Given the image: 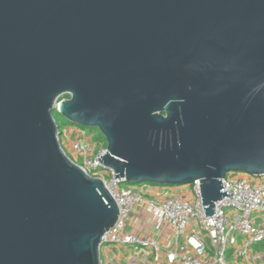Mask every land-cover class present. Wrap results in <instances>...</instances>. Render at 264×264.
I'll return each instance as SVG.
<instances>
[{"label": "water", "instance_id": "water-1", "mask_svg": "<svg viewBox=\"0 0 264 264\" xmlns=\"http://www.w3.org/2000/svg\"><path fill=\"white\" fill-rule=\"evenodd\" d=\"M55 112L215 216L227 174L264 175V0H0V264H101L118 220Z\"/></svg>", "mask_w": 264, "mask_h": 264}, {"label": "built area", "instance_id": "built-area-1", "mask_svg": "<svg viewBox=\"0 0 264 264\" xmlns=\"http://www.w3.org/2000/svg\"><path fill=\"white\" fill-rule=\"evenodd\" d=\"M93 138L77 126L60 131L63 150L90 177L103 181L119 208L118 220L104 236L100 253L108 247H141L153 253L152 261L144 264H228V252L239 240L243 249L235 252L236 258L250 247L264 244V175L227 174L222 185L229 198L216 203L215 216L206 218L199 180L181 186L177 194L164 200L145 201L140 191L153 185L144 184L142 189L115 180V173L99 162L107 153L106 146L97 150ZM185 191H190L192 198ZM139 208L167 225L172 241L166 248L129 232L130 221Z\"/></svg>", "mask_w": 264, "mask_h": 264}, {"label": "crops", "instance_id": "crops-1", "mask_svg": "<svg viewBox=\"0 0 264 264\" xmlns=\"http://www.w3.org/2000/svg\"><path fill=\"white\" fill-rule=\"evenodd\" d=\"M178 192L179 189L174 187L149 186L147 190L140 191V194L145 201H152L164 200ZM183 193L188 198H192L190 191ZM128 230L141 239L158 241L163 248H166L172 241L167 225L142 208L137 209L133 214ZM241 249H243V241L239 240V244L228 252V264H264V244L250 247L246 254L236 258L235 252L241 251ZM100 254L103 264H144L145 262L150 263L153 258L152 250L141 247H126L122 249L108 247L102 249Z\"/></svg>", "mask_w": 264, "mask_h": 264}, {"label": "rangeland", "instance_id": "rangeland-1", "mask_svg": "<svg viewBox=\"0 0 264 264\" xmlns=\"http://www.w3.org/2000/svg\"><path fill=\"white\" fill-rule=\"evenodd\" d=\"M77 125H73V124H70L66 119H65V122L61 123L60 127H61V131L64 130V127H75ZM79 128H82L83 130L86 131V133L89 135V136H93V141L97 144V150H99L101 148V146L103 145V143L100 141V136H99V132L95 129H86V128H83V127H80V126H77ZM143 185L144 184H141V185H138L137 187L139 188H143ZM178 187H181V186H178ZM179 190L182 189L181 188H178Z\"/></svg>", "mask_w": 264, "mask_h": 264}, {"label": "trees", "instance_id": "trees-1", "mask_svg": "<svg viewBox=\"0 0 264 264\" xmlns=\"http://www.w3.org/2000/svg\"><path fill=\"white\" fill-rule=\"evenodd\" d=\"M54 117H55V120H56V122H57V124H58V126H59L60 131H61V127H60V125H61V123L65 122V119H64L61 115H59L57 112L54 113ZM64 128H65V127H64ZM99 136H100V141L103 143L102 146H106V140H105V138L103 137V135H101V134L99 133ZM128 184H129V183H128ZM131 185H132V184H131ZM147 185H149V184H147ZM153 186H154V185H153Z\"/></svg>", "mask_w": 264, "mask_h": 264}, {"label": "flooded vegetation", "instance_id": "flooded-vegetation-1", "mask_svg": "<svg viewBox=\"0 0 264 264\" xmlns=\"http://www.w3.org/2000/svg\"><path fill=\"white\" fill-rule=\"evenodd\" d=\"M70 99V94H66L62 97V100L66 101Z\"/></svg>", "mask_w": 264, "mask_h": 264}]
</instances>
